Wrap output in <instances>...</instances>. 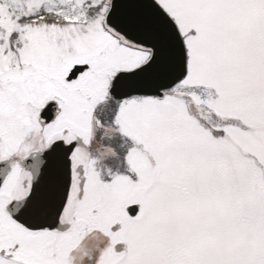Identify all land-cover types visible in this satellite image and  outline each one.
I'll return each mask as SVG.
<instances>
[{"label": "snow or ice", "instance_id": "6c2138e0", "mask_svg": "<svg viewBox=\"0 0 264 264\" xmlns=\"http://www.w3.org/2000/svg\"><path fill=\"white\" fill-rule=\"evenodd\" d=\"M0 264H264V0H0Z\"/></svg>", "mask_w": 264, "mask_h": 264}]
</instances>
